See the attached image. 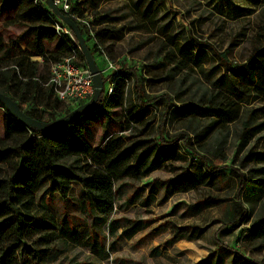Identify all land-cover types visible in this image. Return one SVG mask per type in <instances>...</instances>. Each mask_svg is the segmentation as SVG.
Instances as JSON below:
<instances>
[{
  "label": "rangeland",
  "instance_id": "374dc122",
  "mask_svg": "<svg viewBox=\"0 0 264 264\" xmlns=\"http://www.w3.org/2000/svg\"><path fill=\"white\" fill-rule=\"evenodd\" d=\"M84 8V21L98 25L89 30L110 32L96 48L88 28L81 26L84 42L104 70L105 86L120 78L122 67L136 69L138 76H122L127 101L121 108L108 116L83 117L86 139L99 148L102 140L120 136V148L135 146L132 160L149 146L148 155L159 156L147 176L120 180L109 216L120 225L113 234L106 225L93 224L80 185L74 184L67 197L42 188L34 198L37 221L49 225L53 219H65L66 227L77 233H66L70 241L51 234L49 257L42 264H264V89L240 91V77L225 72L217 56L226 51L229 61L239 65L255 50H264V0H91ZM103 17L108 21L102 22ZM27 24L18 0H0L4 40H13ZM189 52L195 53V61L188 58ZM106 60L118 75L107 68ZM77 61L85 64L81 55ZM4 67L5 61H0ZM136 94L149 105L134 122L126 109ZM215 96L234 102L230 108L239 109L236 121L225 124L176 112L184 103L201 105ZM16 104L23 115L37 110L45 121L74 112L67 105L68 110L63 105L45 110L31 101ZM7 112L13 111L4 102L0 138ZM248 117L249 131L243 128ZM148 155L139 170L147 166ZM242 176L245 191L237 194ZM193 178L202 183L191 186ZM133 221H141L142 229L126 238L122 231ZM37 238L25 244L32 246ZM20 257L23 264H35L25 251Z\"/></svg>",
  "mask_w": 264,
  "mask_h": 264
},
{
  "label": "trees",
  "instance_id": "16d2710c",
  "mask_svg": "<svg viewBox=\"0 0 264 264\" xmlns=\"http://www.w3.org/2000/svg\"><path fill=\"white\" fill-rule=\"evenodd\" d=\"M19 14L22 20L28 22L26 28L13 40H4L0 36V61H5L4 69L0 68V94L8 96L15 103L32 102L35 106H43L45 110H58L66 104L58 100L53 91L44 86L49 77L51 63L75 53L81 55L77 41L71 35L61 34L56 26H64L58 17L47 5L38 0H18ZM70 1V10L65 12L57 7L60 15L69 16L77 24L81 33L86 26L77 21L72 15L79 18L86 17L84 5L91 0H78L76 4ZM95 7L96 5H92ZM107 22L108 18H101ZM95 20L90 21L92 28ZM83 26V27H81ZM87 31V30H86ZM91 34V33H90ZM110 32L106 28L92 31L93 46L103 44V39L109 38ZM55 42V48L47 49V45ZM90 50V48H89ZM93 58L97 61L90 50ZM225 72H234L240 77V91L247 87L264 89V50H255L245 63L233 65L227 58V52L217 55ZM41 58V61L31 59ZM188 58L195 61V53L189 52ZM195 63V62H193ZM85 66V64H84ZM48 71V73H46ZM101 71V69H100ZM119 72L116 74L118 75ZM120 78L112 81L111 92L104 89L96 102L83 109L70 122L50 130L42 126L29 125L13 112H7L3 118V136L0 138V264H23L24 251L35 264H42L49 254L50 225L38 222L33 214L36 202L35 195L45 187L51 194L58 193L67 197L73 183L82 186L84 197L89 202L93 213L105 219L115 208L118 183L123 178L147 176L153 169L159 155L151 154V146L132 160L135 146L126 145L120 148L122 138L112 136L101 141L102 147L95 148L86 139L83 117L91 114L103 113L109 115L111 110L121 108L127 101L125 89V75H131L137 80V70L131 72L122 67ZM104 86L107 78L101 72ZM123 76V77H122ZM137 87L135 86V91ZM135 102L129 101L126 114L130 121L137 122V117L143 113L149 104H144L136 94ZM4 102L0 100V106ZM232 100L210 98L201 105L188 102L175 109L179 116H193L197 118L209 117L212 120L220 119L223 123H232L238 119V107ZM20 110V109H19ZM37 110L26 112L39 124L50 125L56 119H42V113ZM69 111L67 112V114ZM59 120V119H58ZM250 117L243 122V128H248ZM244 138V136H241ZM160 154V152H156ZM147 166L139 170L138 164L144 156ZM154 155V157H152ZM263 159V158H262ZM198 160L206 164L201 158ZM213 173L216 170L212 171ZM194 186L202 180H190ZM246 182L244 176L239 180L237 194L244 193ZM209 201L214 202L209 198ZM244 209L240 219L245 216ZM56 226L55 224L53 227ZM141 221H133L122 231L126 238H131L142 229ZM41 234V236H40ZM32 246L25 244L31 238ZM41 246H46L41 249ZM49 257V255H48Z\"/></svg>",
  "mask_w": 264,
  "mask_h": 264
},
{
  "label": "built area",
  "instance_id": "2783aa9c",
  "mask_svg": "<svg viewBox=\"0 0 264 264\" xmlns=\"http://www.w3.org/2000/svg\"><path fill=\"white\" fill-rule=\"evenodd\" d=\"M53 3L65 12L70 10L68 0H53ZM72 16L81 24H84L88 30L91 28L90 21H84L85 17ZM60 20L64 26L57 25L56 30L60 31L61 34L71 35L70 28L62 19ZM89 32L92 34V30H89ZM106 62L107 68L116 70L109 60H106ZM101 72L103 73L104 70H101ZM44 86L49 87L53 91L54 96L69 106L72 111L80 110L87 106L94 94L92 74L86 65L78 63L75 53L50 64L49 77ZM104 91L110 93L111 85L104 86Z\"/></svg>",
  "mask_w": 264,
  "mask_h": 264
},
{
  "label": "water",
  "instance_id": "95a60500",
  "mask_svg": "<svg viewBox=\"0 0 264 264\" xmlns=\"http://www.w3.org/2000/svg\"><path fill=\"white\" fill-rule=\"evenodd\" d=\"M47 5L48 7L58 16L62 19V21L70 28L71 32L73 33L77 45L79 47V50L84 58L85 64L88 67L89 71L92 74V81H93V87H94V94L91 100V104L96 102L98 99L100 92L104 89V82L102 79L101 71L98 68L95 59L93 58L89 48L87 47L86 43L84 42V38L77 26V24L72 20L69 16L67 15H60L58 8L54 5L53 0H47ZM0 100L9 104L10 107L12 108V111L14 114L18 115L21 120H23L25 123L29 125H35V126H42L46 130L53 129L55 127H58L62 124L70 122L73 118H75L77 115L80 114L82 109L77 110L69 114L68 116L61 118L54 123L50 125H44V124H39L36 121L26 117L23 115L20 110L18 109L17 104L10 99L8 96H5L3 94H0Z\"/></svg>",
  "mask_w": 264,
  "mask_h": 264
},
{
  "label": "crops",
  "instance_id": "0c3cea01",
  "mask_svg": "<svg viewBox=\"0 0 264 264\" xmlns=\"http://www.w3.org/2000/svg\"><path fill=\"white\" fill-rule=\"evenodd\" d=\"M74 184L80 185V184H78V183H73L72 186H71V189H72V187H73ZM118 184H119V183H118ZM80 187H81V189H82V201H83V203L87 206V208L93 213V211L91 210V206L89 205V202H88L87 199H85V197H84L83 188H82L81 185H80ZM70 191H71V190H70ZM69 193H70V192H69ZM53 194H54V193H53ZM56 194H58V193H56ZM58 195H59V194H58ZM92 222H93L94 225H95V224H97V225H101V226L106 225L107 230H108L111 234L115 233L116 230L118 229V227L120 226V225L117 224L116 220L109 219V216H108L107 218H105V219H101L100 217H97L94 213H93ZM54 224H55L56 226L53 227ZM49 225L51 226V228H50V230H49V231H50V236H51V234H55V237H57V235H61V236H62V239L65 240V241H70V240H69V237L66 235V233H67L68 235H72V236H76V234H77L74 228H72V230H69V229L66 227L68 224H66V220H65V219H62L59 223H58V221L56 222L55 219H53V220H51V222L49 223ZM58 226H59V227H58ZM59 229H60V231L63 232V233L59 234V233H60V232L58 231ZM138 231H139V230H138ZM55 232H56V233H55ZM88 238H89V239H92V238L90 237V235L87 236V239H88ZM48 247L50 248V245H49ZM75 264H93V263H91V262H88V263H79V262H76Z\"/></svg>",
  "mask_w": 264,
  "mask_h": 264
},
{
  "label": "bare ground",
  "instance_id": "6f19581e",
  "mask_svg": "<svg viewBox=\"0 0 264 264\" xmlns=\"http://www.w3.org/2000/svg\"><path fill=\"white\" fill-rule=\"evenodd\" d=\"M35 59H39V58H35Z\"/></svg>",
  "mask_w": 264,
  "mask_h": 264
}]
</instances>
